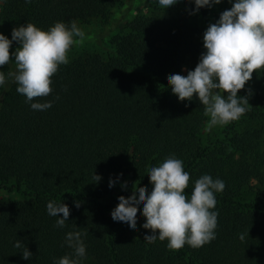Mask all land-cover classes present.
Listing matches in <instances>:
<instances>
[{
  "label": "trees",
  "instance_id": "1",
  "mask_svg": "<svg viewBox=\"0 0 264 264\" xmlns=\"http://www.w3.org/2000/svg\"><path fill=\"white\" fill-rule=\"evenodd\" d=\"M234 2L221 0L194 14V0L166 9L158 1L149 4L113 31L104 49L71 48L47 97L26 103L15 82L0 85V191L23 197L0 202V264H55L73 253L65 242L73 231L87 233L80 264H264V68L238 92L251 90L249 110L212 132L199 99L180 101L167 82L171 74L195 69L206 51L205 31ZM118 3L0 0V33L11 39L12 29L27 23L42 30L56 22L103 23ZM18 46L13 41L10 51ZM11 62L0 71L7 74ZM49 101L46 110L31 108ZM170 156L182 160L190 175L184 190L189 199L203 175L225 183L212 209L218 213L216 238L202 247L171 250L159 238L148 243L142 205L136 230L107 215L105 195L119 182L127 187L115 201L136 186L150 193L149 169ZM110 178L116 181L111 188ZM49 201L68 205L64 228L48 215ZM17 240L31 259L22 258Z\"/></svg>",
  "mask_w": 264,
  "mask_h": 264
},
{
  "label": "clouds",
  "instance_id": "2",
  "mask_svg": "<svg viewBox=\"0 0 264 264\" xmlns=\"http://www.w3.org/2000/svg\"><path fill=\"white\" fill-rule=\"evenodd\" d=\"M158 3L166 9L177 0H158ZM194 3L191 14L202 7L211 8L221 0H194ZM84 38L85 33L75 21L70 27L56 22L48 30L32 23L22 24L12 29L11 39L0 33V67L12 60L16 65L15 70L7 74L0 71V85H5L7 80L15 82L17 92L26 97V103L47 97L52 92V77L61 65L69 62L72 46ZM13 41L19 45L14 52L10 51ZM203 42L206 51L195 69L188 71L186 76L169 75L168 86L180 101H191L195 95L205 106L204 114L210 116V126L226 125L249 110L251 90L246 96L238 92L245 88L254 72L264 68V0H235L216 23L208 26ZM221 93H226V97ZM51 106V101L31 103L33 110H46ZM148 176L153 185L151 192L147 187L136 186L130 196H119V203L111 213L114 221L126 222L136 230L137 213L142 205V215L146 218L142 227L151 230V234L144 237L148 243L159 238L168 241L169 249L179 250L185 244L199 248L216 238L218 213L212 209L216 207L215 193L225 188L222 180L203 175L195 181L189 199L184 190L190 175L184 170L183 161L174 156L150 168ZM93 180L99 182L101 176L94 173ZM115 183L110 178L109 187ZM122 187L126 188L127 182ZM75 204L80 207V202ZM46 207L48 215L57 217L56 226L64 228L70 215L68 205L49 201ZM84 235L87 233L68 232L65 242L73 253L61 257L55 264H80L86 255ZM244 238L242 234L240 239ZM14 247L23 249V259L32 258L33 253L20 240Z\"/></svg>",
  "mask_w": 264,
  "mask_h": 264
},
{
  "label": "rangeland",
  "instance_id": "3",
  "mask_svg": "<svg viewBox=\"0 0 264 264\" xmlns=\"http://www.w3.org/2000/svg\"><path fill=\"white\" fill-rule=\"evenodd\" d=\"M156 1L158 0H119V3L111 9V12L106 22H90L88 24L82 23L77 25L85 33V38L82 42L74 44L72 46L71 51L75 50V48H78L80 46H90V48L97 51L104 49L105 42L113 31L121 27L123 22L126 21L132 14L140 12L142 9L148 7L149 4L155 3ZM97 37L99 38V41L96 40ZM76 39L79 40V38ZM15 68V61L12 60V62L10 63V71H14ZM207 127L208 131L210 132H212L215 128H217L218 130L221 129V125L210 126L209 123ZM122 184V182H119L117 185L118 189H114L108 195H105L102 199L104 203H107V215L111 218L112 210L119 203V200H114V195L117 193L118 190H122L124 188L122 187ZM5 198L23 199V197L19 196L18 194L1 190L0 202Z\"/></svg>",
  "mask_w": 264,
  "mask_h": 264
}]
</instances>
